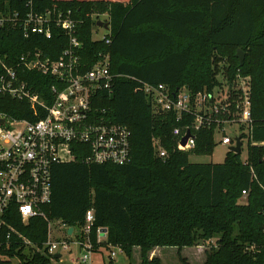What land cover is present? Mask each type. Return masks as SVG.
<instances>
[{
    "label": "trees",
    "instance_id": "1",
    "mask_svg": "<svg viewBox=\"0 0 264 264\" xmlns=\"http://www.w3.org/2000/svg\"><path fill=\"white\" fill-rule=\"evenodd\" d=\"M29 7L26 0H0L2 12L23 14ZM31 8L70 10L82 68L109 55V69L117 75L114 90L92 98L93 114L125 124L131 134L129 160L122 165L87 163L88 151L73 144L75 159L52 166L51 199L41 206L47 219L82 227L92 208V252L104 248L109 255L113 246L131 259L139 247V264H162L148 256L155 247L181 249L213 237L215 246L202 264H264V0H32ZM101 14H107L109 28L95 38ZM67 46L69 38L58 27L50 38L24 36L9 24L0 28V58L41 97L54 77L22 68L19 57L39 51L56 59ZM238 74L250 77L251 130L242 135L248 140L246 158L227 151L221 163L190 161V154L213 152L216 126L196 129L194 147L178 149L173 127L190 117L176 122L173 114L154 111L143 83L197 92L232 85ZM33 112L27 100L0 92L1 115L33 120ZM47 219L35 216L24 223L14 207L10 210L9 224L27 240L13 233L9 241L8 254L19 264H52L51 255L35 249L47 238ZM104 228L106 239L96 242L97 230ZM0 264L12 262L0 259ZM178 264L188 262L182 257Z\"/></svg>",
    "mask_w": 264,
    "mask_h": 264
},
{
    "label": "built area",
    "instance_id": "2",
    "mask_svg": "<svg viewBox=\"0 0 264 264\" xmlns=\"http://www.w3.org/2000/svg\"><path fill=\"white\" fill-rule=\"evenodd\" d=\"M31 3L32 0H26V6L30 7L23 14L18 10L0 11V28L9 24L20 27L24 36L39 34L50 38L53 27H58L68 36L69 46L56 59L44 57L39 51H28L18 59L17 64L22 68L54 77L46 98L33 92L16 69L0 58V92L27 100L36 116L30 120L6 118L0 114V119L4 120L0 124V259L12 261L15 258L18 263L16 255L8 254L11 236L18 234L7 220L10 210L13 212L14 207L24 223L35 216L47 219L41 206L51 199L52 166L75 159L73 144L79 143L81 150L88 151L84 159L87 163L122 165L129 160L131 136L125 124L93 114L92 98L114 90L117 75L109 69V55L104 54L88 69L82 68L77 53L80 47L76 37L77 23L70 16V10L37 11L31 8ZM238 78L242 84L237 87L232 84L230 89L226 85L224 91L215 87L191 92L187 87L172 90L165 84L147 83H143V89L154 111L171 113L176 122L190 117L184 126L173 127L178 149L191 150L195 145L194 131L213 124L216 133L221 135L220 142L230 146L235 145V136H240L242 141V135L247 136L251 130L250 78L237 75ZM226 126H236L238 132L234 136L228 135ZM188 131L190 135L183 146L181 138ZM156 144L158 156L164 158L165 150L159 141L156 140ZM242 193L246 194L245 191ZM93 221L94 211L89 208L82 226L87 241H76L79 247L87 250L79 259L83 263L90 260L93 248L89 237ZM47 223V238L41 248L35 249L54 258L61 250L69 249V241L53 239L51 220L47 219ZM62 230L66 233L67 228L63 226ZM100 237L98 229L96 242L104 240ZM22 241L27 242L23 238ZM115 250L121 251L110 246L108 256L111 259H114Z\"/></svg>",
    "mask_w": 264,
    "mask_h": 264
},
{
    "label": "rangeland",
    "instance_id": "3",
    "mask_svg": "<svg viewBox=\"0 0 264 264\" xmlns=\"http://www.w3.org/2000/svg\"><path fill=\"white\" fill-rule=\"evenodd\" d=\"M107 14H101L97 21H107ZM96 21V27L94 28L93 37H101L107 30L104 29L102 26H98ZM220 62V63H219ZM218 63L221 64V61ZM241 78H248V76H244L241 74H238ZM223 79V76L220 77ZM250 78V77H249ZM227 79H223V82ZM243 81L238 78L237 75L233 79V85L239 86V84H242ZM226 84L222 83L221 86H217V88H220L222 91L225 90ZM219 89V90H220ZM220 90L221 94L223 93ZM238 132V128L236 126H226V133L228 135L234 136ZM215 146L213 148V152L211 154H190L189 160L192 162H199V163H207V162H214V163H221L224 160V157L228 151V145L222 144L220 142L221 135L219 133H216L215 136ZM247 138L244 137L242 140V149H241V156L243 159L246 158L247 155ZM243 196L245 194L242 193ZM245 197L239 198L238 201L241 203L245 202ZM51 230H52V238L53 239H65L69 241V249L68 250H61L60 252V258L54 259L52 258L51 262L52 264H94L97 261L101 259V257H104L105 260L108 259V251L104 248H101V250L104 252V255L91 252L90 253V260L83 263L79 259L82 257V255L87 253V250L84 247H79L76 244V241L82 240L87 241L86 235L84 234L82 227H72L73 228V235L66 234L62 230L63 226L64 228H68L70 226H67L59 221V220H51ZM233 235L236 234L237 228H233ZM101 237L106 239L107 229H100ZM216 237H213L211 240H205V241H198L197 245H194L192 247H183L179 249L178 247H172V246H166V247H155L151 249L148 252V256L150 259L152 258H163L164 264H178L180 262V258L184 257L186 258L188 264H202L206 259V253L211 250V247L215 246ZM102 240V241H104ZM100 241V242H102ZM135 248V247H134ZM133 248V250H134ZM138 248V255L137 253H134L133 259H129L123 252L115 250L116 254L114 256L113 264H139L141 258H140V248ZM159 248V249H157ZM110 250V247H109ZM158 250V252H157ZM106 252V253H105ZM156 252V253H155ZM133 253V252H132ZM160 256V257H159ZM139 259V260H138ZM137 260V261H136ZM161 261V259H160ZM12 264H19L17 259H12ZM162 262V261H161ZM163 264V263H162Z\"/></svg>",
    "mask_w": 264,
    "mask_h": 264
},
{
    "label": "water",
    "instance_id": "4",
    "mask_svg": "<svg viewBox=\"0 0 264 264\" xmlns=\"http://www.w3.org/2000/svg\"><path fill=\"white\" fill-rule=\"evenodd\" d=\"M97 25L98 26H102L106 30L109 28L108 22L97 21ZM236 56L239 59V63L242 64L243 59H244V54H243V52L240 49L237 50ZM228 87L231 88V84H228ZM2 123H4V120L3 119H0V124H2ZM189 135H190V132L188 131L181 138V145H183V146L185 145V142H186L187 138L189 137ZM234 139H235V145L228 146V151L233 152V153H236V154H240L241 153V149H242L241 137L240 136H235ZM72 231H73V228L72 227H69L68 230H67V233L68 234H71ZM59 257H60V254L59 253L54 255V258H59Z\"/></svg>",
    "mask_w": 264,
    "mask_h": 264
},
{
    "label": "crops",
    "instance_id": "5",
    "mask_svg": "<svg viewBox=\"0 0 264 264\" xmlns=\"http://www.w3.org/2000/svg\"><path fill=\"white\" fill-rule=\"evenodd\" d=\"M103 36V35H102ZM96 38V37H95ZM97 38H99V37H97ZM157 249H159V248H157ZM139 250H138V248L137 247H135L134 248V250H133V253H132V257H131V259H133V255H134V253H137ZM157 252H158V250H157ZM94 253L96 254V253H98V254H101V255H104V252L101 250V248H99L97 251H94ZM106 253V252H105ZM156 253V252H155ZM159 253V252H158ZM108 254V253H107ZM139 253H137L136 255H138ZM109 257V256H108ZM160 257V256H159ZM130 259V260H131ZM160 259H161V261H162V263L164 264V260H163V258L162 257H160ZM139 260V259H138ZM104 261H106L105 259H104V257H101V259L99 260V261H97L96 263H94V264H101L102 262H104ZM114 261V260H113ZM137 261V260H136ZM130 264H131V262H130Z\"/></svg>",
    "mask_w": 264,
    "mask_h": 264
}]
</instances>
